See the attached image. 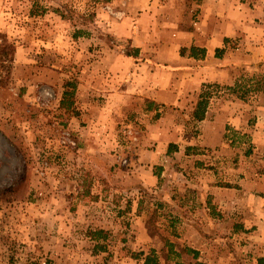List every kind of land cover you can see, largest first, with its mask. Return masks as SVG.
I'll return each instance as SVG.
<instances>
[{
    "label": "rangeland",
    "instance_id": "obj_1",
    "mask_svg": "<svg viewBox=\"0 0 264 264\" xmlns=\"http://www.w3.org/2000/svg\"><path fill=\"white\" fill-rule=\"evenodd\" d=\"M120 1L119 9L126 12L132 0ZM261 2L264 5V0ZM115 12L110 0H0V15L14 28L12 32L0 30L4 70L0 108L10 113L6 116L11 123L7 132L14 138L5 156L6 167L0 170V264H143L144 255L137 254L163 246L166 237L176 240L168 221L178 216V210L154 205L188 183L181 172L194 171L195 158H186L183 151L171 154L176 161L168 163L174 175L166 194L162 188L140 184L145 181L142 159L149 160L145 167L149 176V167L161 174L168 166V160L162 162L161 156L157 159L159 154L151 156L150 152H162L171 138L181 144L194 137L197 144L202 142L192 155L201 152L218 161L220 177L226 171L236 175L240 169L264 170V147L252 142L255 132L236 129L233 124L242 126L250 117L255 119L254 127L256 122L264 125L260 110L251 107L264 103V57L240 61L239 72L248 76L240 77L234 85L206 83L203 92L210 93L216 129L225 126L229 116L226 125L230 128L225 143L204 147L218 139L216 129L209 137L210 131L205 135L196 124L184 129L176 113L141 108V101L131 95L136 89L130 87L131 77L127 81L131 92H121L115 89L116 77L107 68L103 78L108 79L105 86L109 90L102 89L97 56L100 52L108 56L110 47L126 43L117 40L111 30ZM24 44L27 57L19 60L18 47ZM92 62L95 64L90 66ZM251 62L253 67L246 69ZM39 74L45 82L35 84L34 92L26 98L25 79ZM251 75L254 79L248 82ZM51 80L61 87L64 83L65 91L73 93L59 101L60 85L58 92ZM241 95H248L249 100H239ZM230 111L238 115L236 120L233 117L231 121ZM172 118L174 124L170 125ZM129 129L137 132L136 140L128 134ZM11 170L16 171L15 177L7 176ZM136 180L141 181L137 187ZM179 213L188 215L186 210ZM100 229L107 237L92 238L91 231ZM98 241L106 249L97 248ZM225 244L236 264L255 261ZM175 263L171 259L166 264Z\"/></svg>",
    "mask_w": 264,
    "mask_h": 264
},
{
    "label": "crops",
    "instance_id": "obj_2",
    "mask_svg": "<svg viewBox=\"0 0 264 264\" xmlns=\"http://www.w3.org/2000/svg\"><path fill=\"white\" fill-rule=\"evenodd\" d=\"M120 2L110 0L111 7L116 9L111 30L117 40L126 43L119 48L110 47L108 56L101 52L97 56L102 89L109 90L105 86L109 81L103 78L109 70L116 77L115 89H120L121 92H131L127 89V81L132 79L130 87L135 85L136 89L132 90L131 95L141 101V108L152 107L155 112L167 110V113H176V117L181 116V126L184 129H188L190 124H196L195 128H202L205 135L209 130L211 137L217 127L216 117L211 116L212 100L203 120L194 118L193 111L207 82L234 85L236 81H240V77L248 76L239 72L238 66L242 64L240 61L249 58L253 62L259 60L260 56L264 57V5L261 0H132L126 12L119 9ZM4 17L0 15V30L12 32L13 25L3 20ZM50 46L53 48V43ZM127 48L129 52H126ZM248 50H251L250 54H247ZM18 52L19 60L21 56L25 59L27 45H19ZM252 62L246 69L253 67ZM93 64L95 62L90 66ZM130 71L132 73L127 77L126 74ZM252 76L254 75L249 77L248 82L254 79ZM43 81L45 82L41 74L30 80L26 78V98L34 92V85ZM51 81L59 92L60 84L57 80ZM80 85L87 87L84 83ZM60 88L59 101L66 90L65 84L62 87L60 85ZM237 98L244 102L249 100L248 95ZM251 107L260 110L263 121L264 103ZM258 110L254 114H258ZM230 112L231 121L233 117L236 120L238 115ZM8 114L7 109L0 108V151H3L0 170L5 169L8 161L5 156L14 145V138L7 132L11 124L6 119ZM258 116L257 119H261ZM160 119L162 117L159 121ZM228 120L226 122L230 124ZM254 120L249 117L242 126L233 124L236 129L255 132L252 133L255 134L252 142L264 147V125H257L256 122L254 127ZM169 122L170 125L174 124V119ZM227 123L215 130L218 131V139L215 138L212 144H204V147L225 143V138L229 137L227 129L230 128ZM196 133L192 135L195 136ZM178 142L171 138L164 144V156L161 155L162 152H150L151 156L159 154L157 159L161 156L162 162L168 160L167 164L171 160L176 161V157L171 154L178 151H183L186 158H195L192 165L195 170L181 172L188 183L181 186L180 192L174 190L169 197L163 196L162 201L154 205L178 210V216H173L168 221L176 240L166 237L163 246L152 248L159 264L169 263L171 259L176 260L175 264H195L197 261L236 264L225 244L227 242L234 248L237 247V252L255 259L252 264H264L258 261L260 258L264 259V170L255 167L250 170L240 169L236 171V175L226 171L220 177L223 173L217 170L218 161H213L212 157L201 152L192 155L197 149L195 146H202V142L197 144L195 137L184 144ZM248 153H251L250 150ZM148 162V159L141 160L143 165L140 168L145 181H137V177L134 185L137 187L139 182L143 187L153 185L157 189L162 188L166 194L171 188L169 182L174 175L170 170L171 165H165L161 174H155L149 167V176V171L145 169ZM15 172L11 170L7 176L15 177ZM179 210H186L188 215L179 213ZM190 216L192 217L189 218ZM177 227H180V232L176 231ZM253 248L263 252L258 253ZM148 253L145 252V255Z\"/></svg>",
    "mask_w": 264,
    "mask_h": 264
},
{
    "label": "trees",
    "instance_id": "obj_3",
    "mask_svg": "<svg viewBox=\"0 0 264 264\" xmlns=\"http://www.w3.org/2000/svg\"><path fill=\"white\" fill-rule=\"evenodd\" d=\"M248 91H249V88H246V92H248ZM70 93L72 94L73 92L65 91L64 95H67ZM209 94L210 93H208V92H202L198 102L196 103L195 109L193 111V116L197 120H203L206 116V111H207V107L209 104V97H210ZM241 96L243 98L245 95H241ZM91 236H92V238H94L96 240H99L102 238L104 239L107 237L106 231L101 230V229L96 230V231H91ZM96 247L101 249V250L106 249V245L100 244L99 241H98V244L96 245ZM137 255L143 256V255H145V253L141 252L140 254H137ZM196 256H197V253H195V257ZM258 261L260 263H264V259H262V258L258 259ZM143 264H159L158 257L156 255L154 249H152L147 255L144 256V263ZM195 264H209V263L197 261V262H195Z\"/></svg>",
    "mask_w": 264,
    "mask_h": 264
},
{
    "label": "built area",
    "instance_id": "obj_4",
    "mask_svg": "<svg viewBox=\"0 0 264 264\" xmlns=\"http://www.w3.org/2000/svg\"><path fill=\"white\" fill-rule=\"evenodd\" d=\"M4 75V70H2L1 61H0V78ZM128 134L133 138L137 139V132L134 129H129ZM126 162V159L124 160V163Z\"/></svg>",
    "mask_w": 264,
    "mask_h": 264
}]
</instances>
